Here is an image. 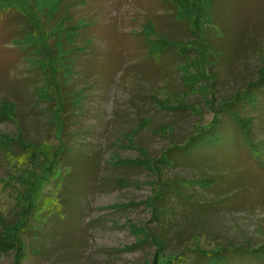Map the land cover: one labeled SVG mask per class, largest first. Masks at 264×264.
I'll use <instances>...</instances> for the list:
<instances>
[{"label":"rangeland","instance_id":"obj_1","mask_svg":"<svg viewBox=\"0 0 264 264\" xmlns=\"http://www.w3.org/2000/svg\"><path fill=\"white\" fill-rule=\"evenodd\" d=\"M58 4L81 31L76 42L80 47L73 48L76 62L67 89L70 93L82 89V101L79 108L69 105L60 114L65 121L63 130L52 124L53 113L35 93L37 86L45 85V77L24 61L18 51L22 46L8 41V31H0L7 38L0 37V110L8 108L4 99L16 107L14 117L0 116V135L20 136L41 151L34 157L14 145L18 152L10 158L0 147V222L18 219L27 196L20 195L29 186L22 180L33 181L37 175L39 183L46 177L49 162L62 143L79 149L73 158L82 160L85 152L95 159L83 171L71 167L72 176H65L52 221L42 226L43 239L35 241L38 233L33 238L27 232L18 234L28 250L21 264H146L154 256L155 245L152 241L135 245L137 234L131 232L135 227L163 238L164 257L194 248L208 251L228 244H264V172L259 175L251 164L237 162L236 152L221 156L228 168L225 171L212 162L194 163L196 152L187 156L188 163L179 162L173 168L160 161L151 167L122 166L161 158L173 144L185 142L198 127L210 124L220 102L258 78L264 67V1L216 0L214 25L221 30L213 35L219 48L223 40L229 49L226 54L216 51L221 61L212 68L217 76L214 106L208 101L211 95L205 94L209 80L195 79L200 69L196 51L188 55L192 58L188 65L174 55L156 61L147 53L142 33L146 21L155 26L151 40L163 34L177 41L190 39L184 21L173 17L169 5L158 0H0V16L14 7L40 29V13L33 6L43 15ZM55 80L65 79L57 75ZM260 113L264 120V103ZM131 130H135L132 137L126 134ZM263 152L252 158H264ZM16 159L20 162L13 163ZM217 174H223L224 180L210 190L181 189L189 207L169 194L170 212L162 218L157 214L160 221L144 202L154 195L157 181ZM45 184L43 195L54 187ZM244 193L249 203L231 209L232 200ZM227 194L232 197L220 204L221 210L207 204ZM184 256V264L200 263L190 251ZM236 258L218 264H264L246 256ZM12 261L11 253L0 257V264Z\"/></svg>","mask_w":264,"mask_h":264},{"label":"trees","instance_id":"obj_2","mask_svg":"<svg viewBox=\"0 0 264 264\" xmlns=\"http://www.w3.org/2000/svg\"><path fill=\"white\" fill-rule=\"evenodd\" d=\"M158 1L174 9L173 17L184 21L183 24L187 28L190 39L177 41L171 39L169 35L163 34L156 35V39L151 40L149 34L151 32L153 35L156 34L155 26L152 21H146L142 33L144 34L143 40L147 53L149 52L156 61L162 59L163 56L174 55L177 59H182L181 62L184 65H188L192 61V58L188 55L190 52L196 51V59L200 61V69L197 68L198 74L195 76V79L209 80L205 94L211 95L208 101L214 106L216 100L213 96L217 76L212 71V68L221 61H219L221 56L219 57V53L216 51L222 50V54H226V48L227 50L229 49V45L226 46L223 40V46L219 48V40L213 35L215 32L219 33L221 30V28L214 25L215 16L213 9L216 0ZM33 7L37 13H40V17L37 19L40 29H37V26L28 18V15L23 14L17 8L10 7L7 14L0 16V31H8L7 37H10L8 41L12 44H14L13 42H18L20 47L22 46L21 49L18 48V51L25 59L24 61L40 70V73L45 77V85L37 86L35 93L39 100L48 104V109L53 113L54 122L52 124L63 130L65 121L60 117V114L69 105L73 108H79L82 101V89L77 93H70L67 89L70 77L74 73V64L76 62L73 48L80 47L76 45V42L81 39V31L78 25L74 23L75 20L72 15L62 10L61 4L54 5L49 11H44L43 15L41 14V10L35 6ZM201 19H204L203 28L200 26ZM0 37L7 39L1 36V34ZM86 41L88 42L89 40L86 39ZM181 50L184 52H181ZM57 75H60L65 80L56 81L55 77ZM3 101V104L8 105V108L5 110L4 108L1 109L0 116L2 115L3 118H9L7 117L9 115L14 117L15 104L5 99ZM263 101L264 67L259 70L258 78L255 81L247 82L242 90L235 92L231 98L220 102L218 108L213 109L214 118L211 123L206 125L205 128L197 126L195 134L185 142L173 144L164 152V156L159 159L144 160L142 164L139 162L123 161L122 166L145 165L146 167H151L153 163L160 161L162 162L161 165L173 168L179 162L188 163L189 157L187 158V156L196 152V157L198 158L194 163L212 162L213 165L219 166L221 170L225 171L228 168L222 164L223 160L221 156L236 152L239 155L238 160H236L237 162L242 161L251 164L255 168L254 171L262 175L264 172V158L261 156V158L255 159L252 158V155L256 154L259 157L264 151V136L260 135L264 133V120L260 113L263 108ZM134 133L135 130H131L126 134L132 137ZM59 135L62 134L59 133ZM258 135L260 138H257ZM14 145H17L24 151H29V154L32 153L34 157H36L34 153L38 152L40 154L39 152H41L40 148L36 149L33 144L24 142L20 136L6 137L5 135H0V147L8 156H11L10 158H14L12 154L18 152V150L17 152L14 151ZM60 147L62 148H59L53 154L49 162L46 169V177L39 179V183L37 175L34 176L33 181L28 180L25 182L22 180L25 185L29 184V186H26L25 191L20 195L21 197L24 194L27 196H24L26 199L22 205L19 204L21 209L19 210L18 219L11 223L0 222V257L11 253L13 255L12 264H21V261L28 253L25 244L19 239L18 234L20 232H27L33 238V234L38 233L39 239L35 241L39 242L40 239H43V237H40L43 230L42 226L52 221L50 217L55 210V204L60 201V196L63 194L61 187L65 184L63 182L65 176H72L70 174L71 167L76 166V169L80 172V170L83 171L87 168L95 159L94 156L88 155L85 152L82 153V160L73 158V154L79 152V149L68 148L65 143H62ZM209 151L210 153H208ZM19 162L20 160L16 159L13 163ZM83 165L86 166L83 167ZM223 180V174H219L217 177L192 180L178 179L168 183L157 181L158 185L155 187L154 195L146 198L144 202L151 208L155 215V220L160 221L161 219L156 217L157 214L162 218L170 212L168 209L169 194L174 195L189 207L185 200L182 199L183 195L186 196L185 192L181 190L182 188H198L202 191H207L218 186L220 181ZM46 182L53 183L54 187L51 193L43 195L41 190L46 185ZM122 183L127 184L128 182ZM230 194L214 201H208L209 203L207 204H211L216 209L221 210L220 204L227 203L232 197ZM240 195L236 199H231L234 204L231 209H237L242 207L243 204L249 203L245 193ZM189 199L194 201L192 198ZM200 205L198 204V206ZM131 232L137 234L135 236L137 237L135 245L145 243L146 241H152L155 245L154 256L146 264H184L186 262L184 255L187 251L200 258V263L196 264H207L205 260L209 264L224 263L229 259L233 262V259H238L236 258L237 255L240 257H250L257 262L264 261V244L256 247L228 244L208 251L194 248L192 250H184L177 255L164 257L162 252L165 249V242L162 237L144 228L135 227ZM206 255L207 259L205 258Z\"/></svg>","mask_w":264,"mask_h":264}]
</instances>
